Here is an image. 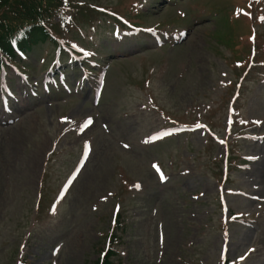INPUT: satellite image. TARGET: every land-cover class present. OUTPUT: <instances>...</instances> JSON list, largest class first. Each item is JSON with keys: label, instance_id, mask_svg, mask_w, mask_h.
Segmentation results:
<instances>
[{"label": "rangeland", "instance_id": "obj_1", "mask_svg": "<svg viewBox=\"0 0 264 264\" xmlns=\"http://www.w3.org/2000/svg\"><path fill=\"white\" fill-rule=\"evenodd\" d=\"M98 1L106 5L111 0ZM206 2L219 7L215 21L228 30L227 21L233 18L230 7L240 5L228 0ZM177 5L184 9L187 0ZM167 9H150L154 12L144 22H160ZM188 15L181 25L190 34L180 46L153 51L152 45L145 52L141 47L150 40L141 41V36L123 42L118 52L108 47L111 65L97 110L90 108L86 87L75 99L43 98L40 105L30 103L26 110L20 109L15 123L0 126V264H16L22 255L30 264H96L109 247L117 252L111 260L120 264H264V204L260 207L253 201L256 195L264 198V141L259 145L244 139L237 142L240 154L254 161L232 172L223 186L244 192V196L228 194L224 201L234 213L249 215L248 223L222 220L228 213L219 208L211 161L221 156L223 148L206 141L202 131L154 146L141 144L143 136L164 125L162 110L182 118L193 106L200 113L209 110L215 131L221 137L225 134L226 89L219 83L227 80L229 52L207 35L214 29L207 15ZM102 39L103 32H97L94 40L101 45ZM146 79L148 88L143 90ZM238 105L246 119H260L264 127V86L257 77L242 81ZM88 115L95 117L89 133L92 153L69 185L64 180L73 170L83 140L62 137L65 123L60 124L58 117ZM102 124L108 129H102ZM119 140L131 150L121 148ZM55 142V154L45 168L46 154ZM152 160L167 168L170 180L164 188L153 181ZM46 170L44 208L37 215L34 203ZM122 173L140 183L142 191L121 193ZM58 187L66 189L65 196L56 193ZM53 198L49 215L46 208ZM118 201L125 230L117 233L120 243L111 246V210Z\"/></svg>", "mask_w": 264, "mask_h": 264}, {"label": "trees", "instance_id": "obj_2", "mask_svg": "<svg viewBox=\"0 0 264 264\" xmlns=\"http://www.w3.org/2000/svg\"><path fill=\"white\" fill-rule=\"evenodd\" d=\"M50 0H0V46L6 42L10 29L21 25L33 4L48 3ZM105 264H108L107 262Z\"/></svg>", "mask_w": 264, "mask_h": 264}, {"label": "snow or ice", "instance_id": "obj_3", "mask_svg": "<svg viewBox=\"0 0 264 264\" xmlns=\"http://www.w3.org/2000/svg\"><path fill=\"white\" fill-rule=\"evenodd\" d=\"M63 119V118H62ZM153 167L155 168L156 167V165H153ZM158 171H159V169H157ZM161 179L163 180L164 179V177H163V175L161 174ZM137 187H139V185H137ZM241 259H243V257H241Z\"/></svg>", "mask_w": 264, "mask_h": 264}, {"label": "bare ground", "instance_id": "obj_4", "mask_svg": "<svg viewBox=\"0 0 264 264\" xmlns=\"http://www.w3.org/2000/svg\"><path fill=\"white\" fill-rule=\"evenodd\" d=\"M261 182H264V178H263V180ZM263 185H264V183H263Z\"/></svg>", "mask_w": 264, "mask_h": 264}]
</instances>
